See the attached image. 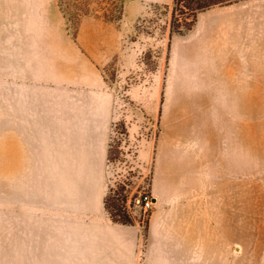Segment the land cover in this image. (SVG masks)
<instances>
[{
    "label": "crops",
    "instance_id": "crops-1",
    "mask_svg": "<svg viewBox=\"0 0 264 264\" xmlns=\"http://www.w3.org/2000/svg\"><path fill=\"white\" fill-rule=\"evenodd\" d=\"M59 1L0 0V37L13 34L12 28L5 32L4 20L6 4L13 3L20 8L19 33L28 42L27 57L20 61L15 55L25 75L17 67L14 78L0 79V153L12 145L13 165L36 170L46 184V205L57 213L53 243L47 241L45 251L40 245L38 259L15 264L214 259L215 247H229L222 202L245 197L247 112L255 119L261 102V17L248 1L200 12L191 30L170 40L162 92L134 97L136 117L125 115L133 120L129 131L153 168L154 205L143 232L140 225L109 221L105 203L118 120L105 73L128 54L124 33L89 15L72 32ZM129 1L133 10L174 0ZM6 82L13 94H6Z\"/></svg>",
    "mask_w": 264,
    "mask_h": 264
},
{
    "label": "rangeland",
    "instance_id": "rangeland-1",
    "mask_svg": "<svg viewBox=\"0 0 264 264\" xmlns=\"http://www.w3.org/2000/svg\"><path fill=\"white\" fill-rule=\"evenodd\" d=\"M247 1L256 16L261 17L262 88L255 119L250 118L253 112H247L245 197L222 202L221 217L228 225L229 247H215L214 259H198V264H264V0H177L133 10L129 9V0L59 1L72 32L79 18L89 15L116 24L124 33L123 45L128 54L111 64L105 73L107 90L116 98L118 111L107 166L106 213L109 221L118 224H123L120 221L127 215L126 224L140 225L143 232H147L152 210L145 211L138 201L150 193L153 168L151 161L141 158L139 143L129 131V125L133 124L129 117L137 112L134 97H152L162 92L170 40L175 34L186 32L200 12ZM19 10L18 5L6 4L5 32L12 28L13 34L14 30L18 33L7 32L0 37V79L14 78L17 67L18 75H25L22 64L15 62L16 53L22 61L28 48L23 33H19L23 26L15 15ZM3 31L0 13V34ZM45 58L42 56L43 63ZM1 84L0 94L4 91ZM12 90L11 82H6V94H13ZM11 147L0 153V264H15V259H38L40 245L45 251L46 242L52 244L55 238L51 224L57 213L46 205V184L41 183L42 177L36 176L35 169L13 165L8 151ZM60 217L68 215L61 213Z\"/></svg>",
    "mask_w": 264,
    "mask_h": 264
},
{
    "label": "built area",
    "instance_id": "built-area-1",
    "mask_svg": "<svg viewBox=\"0 0 264 264\" xmlns=\"http://www.w3.org/2000/svg\"><path fill=\"white\" fill-rule=\"evenodd\" d=\"M138 203L141 205V207L145 210H151L154 205L153 197L151 193L145 194L139 201Z\"/></svg>",
    "mask_w": 264,
    "mask_h": 264
},
{
    "label": "trees",
    "instance_id": "trees-1",
    "mask_svg": "<svg viewBox=\"0 0 264 264\" xmlns=\"http://www.w3.org/2000/svg\"><path fill=\"white\" fill-rule=\"evenodd\" d=\"M211 1H214V0H211ZM223 1H225V0H222V2ZM174 2H177V0H174ZM215 4V3H214ZM195 21H196V19L194 20V22L190 25V27L187 29V31H189V30H191L192 29V27L194 26V24H195ZM186 31V32H187ZM105 203H106V209H108V202H107V200L105 201ZM129 221V217L127 216V215H125L124 216V219L122 220V221H120L121 223H123V224H126V222H128Z\"/></svg>",
    "mask_w": 264,
    "mask_h": 264
}]
</instances>
